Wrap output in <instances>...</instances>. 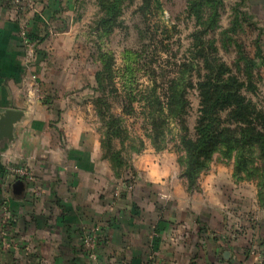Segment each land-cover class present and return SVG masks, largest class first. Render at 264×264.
Here are the masks:
<instances>
[{
	"label": "crops",
	"instance_id": "0c3cea01",
	"mask_svg": "<svg viewBox=\"0 0 264 264\" xmlns=\"http://www.w3.org/2000/svg\"><path fill=\"white\" fill-rule=\"evenodd\" d=\"M80 1L23 0L18 13L0 0V113L23 112L13 140L0 138V206L12 216L0 223V264H246L244 244L254 259L264 208L231 164L212 162L188 190L173 153L146 148L119 176L103 157L95 109L82 102L91 60L72 55ZM246 4L264 23V0ZM9 163L33 180L12 177Z\"/></svg>",
	"mask_w": 264,
	"mask_h": 264
},
{
	"label": "rangeland",
	"instance_id": "374dc122",
	"mask_svg": "<svg viewBox=\"0 0 264 264\" xmlns=\"http://www.w3.org/2000/svg\"><path fill=\"white\" fill-rule=\"evenodd\" d=\"M187 2L188 0H124L116 26L109 34L103 35L102 30L97 29V22L102 13L96 0L80 1L82 38L72 55L91 60V69L94 72L102 68L100 52L108 53L111 57L113 75L112 78L103 79V92L97 89L92 80L93 84L86 86L92 94L90 97H84L82 102L89 101L93 105L96 97L103 96L110 111L121 119L126 137L124 139L112 137L110 149L101 145L102 155L103 153L109 155L112 151L119 152L124 162L118 168L119 172L129 169L136 154L146 148L155 150L150 137L151 134L154 137L156 134L151 131L152 110L161 105L165 107L166 83L180 71V63L194 55L191 52L195 22L185 12ZM237 3H239L237 10L244 21L240 22L234 33L228 30L234 17L232 8ZM218 25L219 27L206 38L213 42L217 57L241 77L242 74L237 71L240 53L254 58L256 48L259 46L264 56V23L240 0H224ZM255 60L257 66L253 71L252 85L250 89L244 88L243 94L264 112V62L258 57ZM87 65L89 66V63L83 65L85 70L89 68ZM196 78L195 69L186 78L185 97L188 102L184 116L186 131L182 129L179 121L167 118L161 124L163 134L160 133L156 137L163 149L155 151L173 153L176 162L178 156L183 155L180 150V137L183 134L193 135L199 113L200 97L195 87ZM124 96L125 100L122 101ZM123 106L125 109L132 108V112L130 114L124 112ZM97 118L99 137L104 139L106 129L98 116ZM212 162L232 165V160L223 157L219 152L214 154ZM236 181L253 183L257 189L256 180ZM258 221L256 220L257 223ZM250 223L247 222L243 228L253 230L255 223L254 221L253 224ZM253 235L254 238H251L254 240V244L252 243L254 259L247 255L250 254V246L246 244L242 247L244 259L247 260L246 264H264V245L259 248V241H263L261 244H264V231Z\"/></svg>",
	"mask_w": 264,
	"mask_h": 264
},
{
	"label": "trees",
	"instance_id": "16d2710c",
	"mask_svg": "<svg viewBox=\"0 0 264 264\" xmlns=\"http://www.w3.org/2000/svg\"><path fill=\"white\" fill-rule=\"evenodd\" d=\"M123 1L96 0L102 13L97 29L102 30L103 35L109 34L116 26ZM240 1L246 4V0ZM238 5L239 3L232 8L234 17L228 30L234 33L240 22L244 21L237 10ZM223 7L224 0H188L185 12L195 22L191 52L194 55L181 62L180 71L166 83L167 102L165 107L161 105L152 110L151 131L156 134L155 137L152 134L150 137L155 150H162L163 146H160L156 137L163 134L161 124L167 118L179 121L182 129L186 131V78L195 69V87L199 93L200 107L193 135L183 134L180 137V150L183 155L177 158L179 176L186 180L188 190H197L200 174L210 168L214 154L219 152L223 157L232 160L235 180H256L257 204L264 208V112L243 94V89H250L252 85L253 71L257 66L255 58L258 57L264 62V56L259 46L254 58L240 53L237 71L242 74L241 77L217 57L213 42L206 36L219 27L220 11ZM90 55L93 56L92 53ZM110 58L108 53L100 52L102 68L95 70L93 75L97 89L102 92L103 79L113 77ZM124 100L125 96L122 101ZM93 105L106 129L101 145L110 149L112 137H126L121 119L110 111L103 96L96 97ZM123 109L127 114L132 112V108L125 109L123 106ZM119 155L116 151L109 155L103 153V157L110 161L116 176L120 175L118 168L124 164Z\"/></svg>",
	"mask_w": 264,
	"mask_h": 264
},
{
	"label": "built area",
	"instance_id": "2783aa9c",
	"mask_svg": "<svg viewBox=\"0 0 264 264\" xmlns=\"http://www.w3.org/2000/svg\"><path fill=\"white\" fill-rule=\"evenodd\" d=\"M22 2H23V0H13V3L15 4V8H17L18 13H19V10L21 9V7L23 6ZM20 33H21V36L24 38V43L27 46H29L30 43L26 39L27 37H26V27L25 26H23L21 28ZM6 169H7L8 173L14 178H22V179H26L29 181L33 180V176L31 174V172H29V170L23 165L9 163L6 166ZM131 188H132V185H130V184L126 185L127 190H130ZM120 192H121L120 189H116L115 195H118ZM157 197H158V199H163V196L161 194H159ZM254 219H255L254 225H256L257 218L255 217ZM11 220H12V216L9 212V207H8L7 203L4 202L0 206V223H1V226H3V227L8 226V224L11 223ZM86 242H87V246L89 248H94L95 241L92 237L88 238V240Z\"/></svg>",
	"mask_w": 264,
	"mask_h": 264
},
{
	"label": "water",
	"instance_id": "95a60500",
	"mask_svg": "<svg viewBox=\"0 0 264 264\" xmlns=\"http://www.w3.org/2000/svg\"><path fill=\"white\" fill-rule=\"evenodd\" d=\"M22 117L23 112L20 110L7 109L3 113H0V138L6 139L9 142L12 141L14 124Z\"/></svg>",
	"mask_w": 264,
	"mask_h": 264
}]
</instances>
